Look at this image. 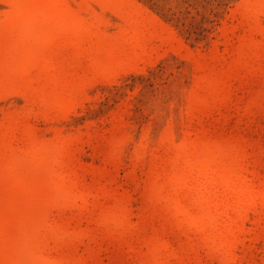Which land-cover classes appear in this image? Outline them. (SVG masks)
Wrapping results in <instances>:
<instances>
[{
    "label": "rangeland",
    "instance_id": "1",
    "mask_svg": "<svg viewBox=\"0 0 264 264\" xmlns=\"http://www.w3.org/2000/svg\"><path fill=\"white\" fill-rule=\"evenodd\" d=\"M0 264H264V0H0Z\"/></svg>",
    "mask_w": 264,
    "mask_h": 264
}]
</instances>
